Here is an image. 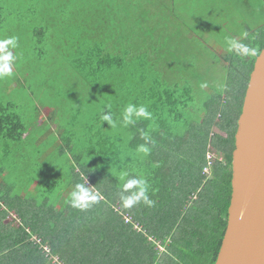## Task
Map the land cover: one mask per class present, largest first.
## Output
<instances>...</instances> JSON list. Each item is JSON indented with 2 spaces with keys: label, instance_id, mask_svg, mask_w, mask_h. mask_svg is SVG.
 Returning <instances> with one entry per match:
<instances>
[{
  "label": "trees",
  "instance_id": "1",
  "mask_svg": "<svg viewBox=\"0 0 264 264\" xmlns=\"http://www.w3.org/2000/svg\"><path fill=\"white\" fill-rule=\"evenodd\" d=\"M11 1L0 6V26L8 23ZM69 2L79 10L78 22L65 20L59 26L54 20L43 21L47 32L63 33L64 40L71 42L57 50L65 62L55 60L54 75L64 68L63 63L70 68L58 72L54 79L57 97L49 98L61 95L71 103L72 112L80 113L82 96L72 92L76 85L86 86L94 97L96 113L84 125L83 135L76 137V152L63 174H50L39 165L31 169L27 186L22 182L16 190L8 183L1 190L0 264H214L227 224L237 120L254 61L264 49V34L255 40L254 31L250 32L243 42L257 48V55L233 53L236 61L229 62L221 87L215 89L173 67L177 48L164 40L165 29L169 27L171 32L174 25L170 19L177 16L173 3L66 0L45 3L44 9L64 15ZM29 8L22 5L12 10H21L17 20L22 22L23 10ZM43 34L44 28L39 27L33 37L42 44ZM30 73L29 67H16L14 62L13 75L0 79L3 161L10 144H23L45 125L37 126V118L29 129L18 113V102L2 101L13 98L14 92L19 95L18 90L11 91L14 82L31 101L25 88ZM129 103L146 105L151 119L114 129L102 121L101 114L109 105L114 118L122 121V109ZM32 111L35 114L37 107L32 105ZM52 114L47 121L49 134L53 138L58 131L55 134L60 140L56 138L55 144L61 141L69 149L70 139L65 136L70 132L61 133ZM142 131L151 139L147 156L136 152L145 144ZM40 133L43 140L45 133ZM208 154L212 155L210 165ZM3 163L1 176L6 169ZM124 171L148 180L153 206L122 205L119 189ZM85 177L88 186L99 190L101 199L80 211L65 200L73 185L84 182ZM44 182L42 189L39 186ZM24 189H29L27 196ZM13 214L19 225H14V219L8 221Z\"/></svg>",
  "mask_w": 264,
  "mask_h": 264
},
{
  "label": "rangeland",
  "instance_id": "2",
  "mask_svg": "<svg viewBox=\"0 0 264 264\" xmlns=\"http://www.w3.org/2000/svg\"><path fill=\"white\" fill-rule=\"evenodd\" d=\"M64 1L66 0H37L28 2L30 3L28 4L26 1L13 0L9 3L12 5L8 23L4 22L0 26V40L10 36L18 38V47L13 50V54L17 57L14 62L16 67L30 68L31 73L25 83V88H28L32 95L31 101H28V93L23 89L19 90L18 85L14 82L11 91L18 90L19 95L14 92L13 98H11L12 96L2 98V101L18 102V113L26 126L28 125L27 127L37 118V126L42 122L45 123L38 133L30 134L23 144H10L9 153L5 156L7 160L3 161L0 157V162H4L3 164L6 166L5 172L2 176L0 175V195L2 194L1 190H5L8 183L15 185L16 190L20 189L22 182L27 186L31 169L39 165L46 167L50 174H63V171L72 163L71 156L76 152L74 147L78 140L76 137L79 138V135H83L81 132L84 125L96 113L94 97L92 99V96H89L90 90L86 86L76 85L75 91L73 89L72 92L82 96L83 106L80 113L72 112L71 103H68V99L63 100L61 95L55 100L49 98L51 95L57 97V95L54 96V92L59 88L55 86L54 79L58 72H63V69L64 72H67L70 68L66 63H63L61 65L64 68L54 75L55 66H57L55 60L59 59V62H65V58L57 55V50L69 47L71 42L64 40L65 34L63 35V33L50 32V29L47 32L43 21L54 20L59 26L65 20L69 23L78 22L79 10L75 9L76 5L72 2L66 3L64 15H59L56 9L46 10L44 8L47 7L45 3L59 2L63 4ZM6 3L8 0H0V6L5 7ZM164 3H173L171 6L177 14L175 18L170 19L174 24L171 25L172 31L170 32L169 27L164 31V35H166L164 40L172 41L174 47L177 48L173 67L181 68L186 74L195 75L196 83L211 84L215 89L221 87L229 62L236 61L233 53L224 50L223 38L230 36L240 40V34L247 32V29L248 36L243 41L250 36L251 31H254L255 40L264 34V2L261 0H164ZM22 5L30 6V8L23 10L24 19L22 18V22H20L17 18L21 10L12 9L21 8ZM3 12L4 10L2 14H4ZM39 27L44 28L42 44L39 43L40 40L33 37V32ZM56 29L59 27L56 26ZM40 54L42 55L40 56ZM32 105L38 109L35 114L32 111ZM52 113H54L56 120L54 122L58 130L61 133L70 132L65 136L70 139L69 149L65 145L62 146L61 141L55 144L56 138L59 139V136L55 134L58 131L54 132L53 138L49 134L47 121L49 117L53 116ZM33 126L34 124L29 129ZM214 130L216 132V128ZM27 131L31 133V130ZM40 132L45 133V136L42 137L43 140L39 138ZM49 140L51 141L49 142ZM4 144L0 143V155L1 147ZM43 184L46 182L39 186L42 189L44 188ZM49 184L48 181L46 186ZM28 190L24 189L22 193L27 196ZM11 219H14L15 226L19 225L14 214L8 221ZM157 248L159 247L157 246Z\"/></svg>",
  "mask_w": 264,
  "mask_h": 264
},
{
  "label": "water",
  "instance_id": "3",
  "mask_svg": "<svg viewBox=\"0 0 264 264\" xmlns=\"http://www.w3.org/2000/svg\"><path fill=\"white\" fill-rule=\"evenodd\" d=\"M230 183L214 264H264V49L254 61L237 120Z\"/></svg>",
  "mask_w": 264,
  "mask_h": 264
},
{
  "label": "clouds",
  "instance_id": "4",
  "mask_svg": "<svg viewBox=\"0 0 264 264\" xmlns=\"http://www.w3.org/2000/svg\"><path fill=\"white\" fill-rule=\"evenodd\" d=\"M241 39L237 40L230 36H225L222 41L224 50L228 53H235L238 56H254L258 50L255 47L249 46L243 42V39L248 36L247 32L240 34ZM18 47V38L10 36L0 40V79L11 77L13 75V65L17 57L13 54V50ZM207 85H202L206 87ZM111 106H106L101 114V119L106 122L110 128L117 126L128 127L134 125L139 119H151L152 113L144 104L129 103L122 109V121L114 118ZM141 138L145 140V144L137 147L136 152L142 153L144 156L150 154L151 149L147 146L151 143V139L146 132H141ZM120 179L123 181L122 187L119 189V199L123 206L131 208L139 203L151 207L154 201L149 196L150 184L148 180L141 174L130 175L124 171L120 174ZM101 199V194L94 186H88L86 177L84 182L75 183L72 187L65 203L70 207L86 211L97 204ZM160 248V247H159Z\"/></svg>",
  "mask_w": 264,
  "mask_h": 264
},
{
  "label": "built area",
  "instance_id": "5",
  "mask_svg": "<svg viewBox=\"0 0 264 264\" xmlns=\"http://www.w3.org/2000/svg\"><path fill=\"white\" fill-rule=\"evenodd\" d=\"M211 158H212V155L211 154H208L207 155V164L210 165L211 164ZM204 171H206V169H204ZM129 221V218L126 217V222Z\"/></svg>",
  "mask_w": 264,
  "mask_h": 264
}]
</instances>
